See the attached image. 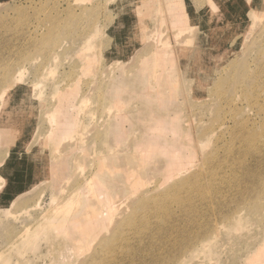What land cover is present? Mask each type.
<instances>
[{"label":"rangeland","instance_id":"374dc122","mask_svg":"<svg viewBox=\"0 0 264 264\" xmlns=\"http://www.w3.org/2000/svg\"><path fill=\"white\" fill-rule=\"evenodd\" d=\"M263 57L264 0H0V264H264Z\"/></svg>","mask_w":264,"mask_h":264},{"label":"bare ground","instance_id":"6f19581e","mask_svg":"<svg viewBox=\"0 0 264 264\" xmlns=\"http://www.w3.org/2000/svg\"><path fill=\"white\" fill-rule=\"evenodd\" d=\"M253 45V44H252ZM255 45V44H254ZM264 58V57H263ZM22 71L23 70H20L19 71V73L17 74V76L16 75H13V76H11V74L9 75V76H7V79L6 80H4V81H6V84H5V86H4V88L3 89H1V91H0V101H3V105H5L6 103H7V101L5 100L6 98H7V96L9 95V93L14 89L15 90V88H16V86H18L19 85V83H20V79H19V77H21V74H22ZM6 74V73H5ZM20 75V76H19ZM4 77V76H3ZM5 79V78H4ZM5 83V82H4ZM3 83V84H4ZM11 94V93H10ZM72 95H71V92H66V94H64V97L65 98H70ZM8 100V99H7ZM65 106L66 105H61V104H59L58 106H57V108L55 109V110H58L59 112H60V114H63V111H65L64 110V108H65ZM35 107V106H34ZM56 114V113H55ZM8 115H5V117H7ZM48 117V119H50V121H53L54 119H53V116L52 115H49V116H47ZM46 117V118H47ZM1 118H2V116L0 115V121H1ZM55 120H57V118H55ZM61 120H62V122H64L66 125H67V128H65V126L64 125H62V124H60L59 122H58V120H57V123H56V125L55 126H53L52 128H51V131L49 132V134H51L50 136H49V138L50 139H52L53 141H55L54 140V136H56V132L59 130V129H64L62 132H64V133H68L69 131H71L75 126H76V122H74V121H71V120H68L67 118L66 119H63V116L61 117ZM50 124V123H49ZM51 127V126H50ZM3 131H4V138L5 139H10V137H14V133L11 131V130H9V128L8 127H3V125L1 124V122H0V135L3 133ZM2 132V133H1ZM12 132V133H11ZM3 135V134H2ZM41 135H44V134H41ZM3 137L1 138V139H3ZM65 138V137H64ZM74 138V137H73ZM76 138V137H75ZM75 138H74V140H75ZM68 140V139H67ZM70 140V139H69ZM72 140V139H71ZM71 140L69 141V142H71ZM74 140H72L73 142H74ZM66 141V140H65ZM72 143V142H71ZM50 144H52V143H50ZM63 148V147H62ZM181 172H183V169H179L177 172H174L173 174H180ZM171 175H172V173H171ZM88 183H89V181H88ZM91 183H89V185H90ZM90 189H92V188H90ZM131 193H132V191H131ZM133 195V193L131 194V196ZM136 198V197H135ZM138 198V197H137ZM136 198V199H137ZM142 200V199H141ZM90 201V200H89ZM134 203H135V200L133 199L132 200ZM82 203H84V202H82ZM82 203H81V205H82ZM38 206V203H37V205H36V207ZM129 206H130V204H129ZM261 206V205H260ZM117 207L118 206H114V208L113 209H109V210H107L109 213H108V218L110 219V221L112 222L113 221V218H115L116 216H117V214H119L120 212H118V210H117ZM256 208V207H255ZM260 208V207H259ZM37 209V208H36ZM88 209V208H87ZM64 210H67V209H64ZM120 211V210H119ZM123 211V210H122ZM125 211V210H124ZM123 211V212H124ZM103 213H104V211H103ZM93 214V213H92ZM121 214V213H120ZM123 214V213H122ZM79 215V214H78ZM103 215V214H102ZM104 216H105V214H104ZM89 217V216H88ZM88 217L86 216V218L88 219ZM81 218V216H77L76 218H73V220L75 221V222H77V220L78 219H80ZM117 218H119V216L118 217H116V219ZM116 219H114V220H116ZM124 221V220H123ZM73 222V221H72ZM115 222V221H114ZM125 222V221H124ZM110 223V222H109ZM113 223V222H112ZM112 223H110V224H112ZM66 224H69L68 223V221L66 220V221H63V222H60L59 223V225H63V226H65ZM77 225H79V224H77ZM76 225V226H77ZM67 228H68V225H67ZM98 228H94L93 227V229H91V231H87V232H84V233H89V235H91V233L90 232H93V231H96ZM77 231H80V230H77ZM264 249V248H263ZM263 249H261L260 250V252H258L260 255H261V253L263 252L262 250ZM259 250V249H258ZM257 250V251H258ZM262 251V252H261ZM258 254V257L260 256ZM264 254V253H263ZM257 255V254H256ZM261 257V256H260ZM260 259V258H259Z\"/></svg>","mask_w":264,"mask_h":264}]
</instances>
